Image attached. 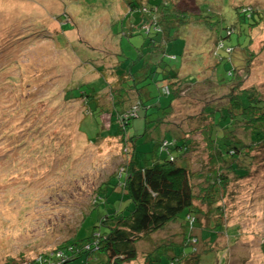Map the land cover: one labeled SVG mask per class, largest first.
Here are the masks:
<instances>
[{
	"label": "rangeland",
	"instance_id": "374dc122",
	"mask_svg": "<svg viewBox=\"0 0 264 264\" xmlns=\"http://www.w3.org/2000/svg\"><path fill=\"white\" fill-rule=\"evenodd\" d=\"M67 1L69 8H76L73 15L80 22L78 6H75L80 0ZM169 2L173 4L170 8L174 12L197 17L190 20L188 25L191 27L187 31L178 30L175 37L165 43V60L174 63L173 69L178 70L185 69L184 66L189 64L185 60L195 56V62L201 67H195L197 79L192 84H181L176 90L165 122L168 127L164 122L155 125L157 122L153 119L156 115L146 118L137 105L133 110L139 111L140 116L131 121L126 131L118 134L120 127L118 129L113 124V129L109 130L110 124L105 122L104 129L109 130L107 135L110 137L101 138L104 134L101 135L96 122L93 128L84 123L83 131L78 130L84 101H75L66 95L78 86L79 81L87 79H79L72 70V61L68 60L69 47H63L55 37L56 30H60L57 16L69 12L64 3L59 4L56 0H0V264H25L42 253L45 259L50 254L56 259L57 254H65L57 251L61 249L59 246L74 233L75 240L81 242L98 231L104 233L107 227L102 221L108 220L112 211L120 210L126 215L133 210V203L122 191L124 177L119 173L121 168L131 157L142 167L150 166L162 154L159 142H166L164 138L170 141L173 136L190 142L181 159L193 174L190 180L196 204H199L201 189L210 184L206 175L212 165L206 142L212 115L204 111L205 107L224 102L230 94L243 90L250 92L253 88L264 98V0L158 1L166 5H170ZM25 5L27 8L21 9ZM81 6L104 7L105 2L81 0ZM234 7L250 8L259 13L261 19L248 30ZM119 11L121 15L127 13V5L119 4ZM201 17L204 24L196 22ZM200 24L203 26L199 27ZM37 25L44 28L37 29ZM81 26L85 25L78 24L75 31L62 32L61 35L65 40L70 37L76 44L100 48L101 40L88 29L84 33ZM170 31L171 35L175 33L172 29ZM124 34L129 35V31ZM137 38L133 36L131 41ZM219 40L227 47L215 57L219 63L213 73V53ZM187 47L193 49L188 55L185 52ZM202 47L205 51L200 54L197 49ZM229 49H232L230 61L227 59ZM130 64L127 62V66ZM230 70L232 76L228 75ZM129 85H132L130 80L124 88ZM107 91L106 97L110 98L112 90ZM139 94L147 105L150 102L158 104L159 99L167 100L157 90H151L148 95L140 90ZM161 110H157L158 117L166 112ZM130 137H134L135 148H132ZM123 138L127 143H123ZM254 154L252 163L245 164L248 172L244 178H238L230 170H222L226 164L219 169L226 176L224 190L219 195L223 211L221 222L235 234L225 236L222 232L217 240L218 230L223 228H217L214 221H209L211 229L203 233L197 226L196 229L188 226L179 234V226L173 224L175 230L167 228L136 243V260L126 264H137L138 260L143 264L147 256L158 258L161 264H167L170 257L178 259L186 254L187 258L194 257L195 247L174 246L169 242L171 237L174 242H181L197 234L196 250L200 252V264H264V152ZM218 166L216 163L214 167ZM108 179L110 183L104 184L103 192L97 196V205L92 207L98 187ZM105 189L107 193L113 189L118 194L105 199ZM203 225H206L204 221ZM201 242L206 243L201 246ZM154 243H159L157 248H152ZM211 245L214 249L210 248ZM104 261L105 257L96 251L95 257L89 260L83 255L64 262L99 264ZM191 261L180 263L192 264Z\"/></svg>",
	"mask_w": 264,
	"mask_h": 264
},
{
	"label": "trees",
	"instance_id": "16d2710c",
	"mask_svg": "<svg viewBox=\"0 0 264 264\" xmlns=\"http://www.w3.org/2000/svg\"><path fill=\"white\" fill-rule=\"evenodd\" d=\"M56 1H58L59 4L64 3L66 11H69L64 12L62 16H57L60 30H56L57 33L55 37L62 43L63 47H69L68 60L72 61L70 65H83V70L92 75L93 69L84 63L89 62L91 64L93 61L92 66L95 68V74L103 77L101 80L102 82H108L109 85H107L106 88L112 90L111 95L114 96V99L119 105L124 104L122 96L124 90L128 89V93L126 94L129 95V97H137L135 99L136 101L134 100L135 102L132 100L131 106L128 109L117 110L116 119L117 124L120 127L118 134L126 131L130 127L132 120L139 118V111L135 112V118L128 119L126 115L128 110L137 107V105H139V110L143 111L146 118L156 115L153 119L154 122H157L155 125L164 122L165 126L168 127V124L165 122L168 121L170 109L173 106L175 94L177 93L176 90L181 84L194 83L197 78L194 76L192 78H184L183 80H179L177 77H175L174 80L169 78L166 79L164 77V72H162L164 66H159V62H161V60L165 61V66H170V63L168 64L166 62V53L161 48L170 38L175 37L178 30L181 31L183 27L189 29L191 27L188 25L190 20L197 17V15L188 17V15H184L183 13L174 12L173 9L170 8L171 5H173L171 2H169L170 5L162 4L163 6L160 8V3L155 6L149 3V1L153 2V0H129L128 2L126 0H120L119 3H117V0H103L105 2L104 7H79L81 0L76 1L75 6H78L77 11L82 15V20H95L96 22H102L108 19V23L111 24V30L103 28L101 32L94 34V37L104 41L108 39V35H114L120 38V42L122 40L126 42L127 37L124 32H122V28L126 24L125 21L132 20L130 23L132 24V27L130 28L131 31L139 32L143 44L146 43L144 54L152 55V58L146 62V66L147 69H149L150 66L153 69L149 73L148 79L140 80L141 84H139V82H134L137 80L135 71L133 72L131 70L132 72L130 73V66H127V62H129L130 59L128 61H121L120 64L122 67H119L121 75L118 77H121V80L123 81V79L129 75L132 85L124 88V85L128 83V81H125L124 85L118 83L120 85L118 88L112 81H108V74L104 68L100 67L98 69V61L92 57L91 48L85 46V49H81L77 47V42L75 40H71L70 38H66L65 40L63 38L61 35L62 32L64 34L65 32L75 31L78 24L81 25L84 23H80L77 18H72L74 9L76 8H69L67 0ZM141 1L146 4H142ZM160 2H162V0H160ZM205 2L207 3V1ZM121 3L127 5L128 9L127 13L122 15L119 13V4ZM197 8L200 12L199 3L197 4ZM234 9L236 10L237 8L234 7ZM236 12L239 15V18L247 25V29L254 27L261 19V15L255 13L253 10H251V12H242L237 9ZM120 15L121 17L119 18ZM136 20L137 22L135 23ZM62 22L64 23L62 24ZM196 22H202L204 24L205 21H203V18L201 17ZM203 24H200L199 27L203 26ZM35 28L39 29L44 27L42 25H37ZM209 28L210 27L208 26V29ZM170 29L174 30L175 33L171 35ZM231 31L232 29L229 31V34ZM168 32H170V34L166 35ZM185 35L188 36V34ZM248 42L249 40H247V43ZM84 43L85 42H83V44ZM119 46L120 53H117L116 55L120 54L121 58H123L125 57L124 50L120 44ZM215 47L216 51L214 50L213 53V59L215 61L213 73H215V67L219 63V60H215V57L218 56L219 51H225L227 46L222 40H219L216 41ZM231 50L232 49H229L227 51V55L229 56L227 59L229 61L231 59ZM201 56L203 57V55ZM96 57L98 56L96 55ZM86 58L87 60L84 61ZM114 58H119V56L114 55ZM155 58L161 59L153 62L152 60ZM171 69H173V67ZM175 72H178V70L175 69ZM231 73H233L232 70L228 72V75L232 76L233 74ZM82 78L87 80H81L79 81V84L76 82L78 86L71 89L66 95L76 99L75 101H84V107L86 108L85 111L90 112L92 102L88 96L91 95L93 89L90 87L98 85L101 81L95 82L96 79H92V81L88 79L89 76H81L79 79ZM217 85L221 86L218 83ZM148 87H151L150 89H153L154 87V91L157 90L158 93L161 92L167 98L168 106L161 108L159 104L154 103L152 104L153 106L150 107V105L142 102L140 97L141 94H139L140 90L142 93L143 90ZM131 98H128V100L130 101ZM152 109H162L166 112H162L158 117L157 114L152 112ZM204 111L212 115V125L210 126V132L206 137L207 147L209 149L208 156L210 157V163L212 165L211 171L206 175V179L210 184L206 185L204 190L201 189L203 192L201 196H199V204H196V196L193 192V185L190 180V177H193V174L188 171L181 159L184 150L187 149L186 146L190 142L185 138L177 137V139H175L172 134L169 133L172 136V140L169 141L164 138L167 142L166 144L169 145L168 147L164 146L163 142H159L162 156H159L158 160L154 161L150 166L142 167L131 157L127 165L122 167L121 172H119L122 173V177H124L122 191H124V195H126L133 203V210L125 215L122 211L115 209L114 212L112 211L107 217L108 220L102 221V225L107 227V230L102 234H99V231L93 233L92 236L84 242L75 240L74 233L73 237L66 241L62 246H59L61 249L57 250L65 253V261L74 260L83 255H85L88 260L96 254V251H98L103 257H105V261L100 262L99 264L131 263L136 260L138 255L136 243L144 241L145 238L166 230L171 224H177V226H179L181 231L179 234L185 232V229L189 228L188 226L192 229H196L195 226H197L198 229L201 230V233H203L205 230L208 231L211 229L208 227L209 221H214L217 228L219 226L224 230L217 229L219 231L216 236L217 240L222 232H225V236L235 234L233 233V229H226L221 222L223 211L219 203L220 196L226 183V176L222 174L219 169L221 168V165L226 164L225 168H221L222 170L227 169L228 172L230 170L237 175L238 178H244L248 172V167L245 166V164L252 163L251 158L255 156L254 152H264V98L257 94L255 88L250 92L243 90L238 94H230V96H227L225 101L220 102V104H209L205 107ZM166 117L167 119L165 120ZM167 130L169 129L167 128ZM134 137L129 138V141L132 143V148H135V145L133 144ZM123 143H127V139L123 138ZM172 150H174V152H172ZM175 159L177 161L176 163L174 162ZM216 163L219 166L215 168L214 166ZM210 179L212 180L210 181ZM108 181L98 187L92 207L97 205V196L103 192L104 184L110 183L109 179ZM104 192L106 193L104 197L105 199L109 196L118 194L115 193L113 189L109 191L111 195H108L109 192L107 193V189H105ZM203 221L206 224L205 226L203 225ZM175 234H177V232H175ZM198 238L199 234L191 235L188 240L174 242L173 237H171L169 243L174 246L191 245V248L195 247L193 250L195 254L193 253L194 257L189 258H187V254L178 259L177 257H175L176 259L170 257L167 264H182L180 263L181 261H189L190 259H192V264H200L201 260L199 261L198 259L200 252H197L196 250V248H198L196 247L199 241ZM205 243L206 242H201V246L205 245ZM85 247L91 249L86 251ZM210 248L214 249V245H211ZM203 251L209 252L206 248H203ZM29 263L38 264L34 260H30ZM65 263L66 262H63L62 264ZM143 264H161V261L158 260V258L147 256Z\"/></svg>",
	"mask_w": 264,
	"mask_h": 264
},
{
	"label": "crops",
	"instance_id": "0c3cea01",
	"mask_svg": "<svg viewBox=\"0 0 264 264\" xmlns=\"http://www.w3.org/2000/svg\"><path fill=\"white\" fill-rule=\"evenodd\" d=\"M158 1H160V0H153V2L149 1V3L155 6L158 4ZM162 6L163 5L160 4V8ZM119 13H121V12L119 11ZM79 16H80V23H84V25H85V26H81V29L84 30V33H87L86 29H88L93 35L101 32V30L103 28H108L111 30V28H110L111 24L108 23V21H107L108 19L105 21L98 20V21H102V22H96L95 20H82V15L80 13H79ZM72 18L76 19L77 17L75 15H73ZM131 21L132 20L125 21L126 24L122 28V32L128 33V31H129V35H126L128 43L124 44L123 40L120 42V40H119L120 38H118L114 35L113 36L108 35L107 40H104V41L101 40L102 44H101L100 48H96L95 46L90 47L91 48L90 50H91L93 57L95 59H97V61H98L97 62V66H99L98 69L100 67L104 68V70L108 74V77H107L108 81H112L115 86L117 85L116 87H118V88L120 87V85L118 83H121L124 85L125 81L131 80L129 75H127V77L125 79H123V81L121 80V77H118L121 75L120 71H119V67H122V65L120 64L121 61H128L130 59L129 62L130 63L132 62V65H130V67H129L130 73L132 71L133 72L135 71V76L137 77V80L134 82H139V84H141L140 80L149 78V73L153 69L151 66L149 67V69H147L146 62L152 58L151 57L152 55L151 54H149V55L144 54V48H145L146 43L143 44V40H142L141 35H139V32L134 31V33H133L130 30V27L132 25V24H130ZM136 22H137V20L135 21V23ZM125 30H127V31H125ZM183 30H185V29H183ZM187 30H188V28H186L185 31H187ZM133 36L138 37V38L132 42L131 38ZM116 41H118L119 43ZM119 44L121 45V47L124 50L125 57H123V58H121L120 54L116 55L117 53H120ZM76 45H77V47H79L81 49L82 48L85 49V46H83L81 44H76ZM90 45H92V44H90ZM161 49L163 50V47ZM188 51H189V48L187 47L185 49V52H187L186 55H188V53H189ZM96 55L98 57H96ZM114 55L119 56V58H114ZM186 55H185V58H186ZM191 57L192 58L190 60H185V61H189V64L184 66L185 69H183V68L178 69V72H175V69H171L173 67L174 63H170V66H165L166 65L165 61L161 60V62H159V66H161V67H162V65L164 66L165 70L163 69V71H162L165 74L164 77L166 79L169 78L171 80H174V78L177 77V78H179V80H183L184 78H192V77L196 76L197 68H195V67H198L199 65H197V63L195 62V60H196L195 56L191 55ZM160 59L161 58H159V59L155 58L152 61L155 62V61H159ZM86 60H87V58L84 61H86ZM84 64L87 66H90L93 69L92 75L85 72L83 70V67L80 65L71 66V68L73 71L76 72V74L79 75V77L90 76L92 78H89V79L90 80L96 79L95 82L101 81L103 79V77L97 76V74H95V68L92 66L93 61L91 62V64L89 62H85ZM139 69H140V71H138ZM100 75H102V74H100ZM102 76H104V75H102ZM157 78H159V77H157ZM107 85H109L107 81H106V83L101 81V83H99L98 85H94V86L90 87L93 89H92L91 95L88 97H89L90 101L92 102L93 111L91 110L90 112H86L85 111L86 108L84 107L85 103H83V108L81 110L82 111V118L80 117V119H79L78 130H82L84 123H86V126L91 125V127L93 128L94 123L96 122L97 125L100 126V130L102 132L101 135L104 134L103 136H101V138H107L109 136V135H107V132H109V130H112L113 126H115V127L117 126L119 129V126L117 124V119H116L117 110L128 109L131 106L132 100L134 101L137 97H134V98L129 97V95L126 94V93H128V89L124 90L122 92L124 104L119 105L116 102V100L114 99L113 95H111L110 98L106 97L105 91H107V88H106ZM150 88L148 87V88L144 89L143 90L144 93L143 92L142 93L145 95H148L151 90L154 91V89H150ZM107 92H110V90H108ZM105 97H106V99H105ZM128 98H131L130 101L128 100ZM138 99H140V98H138ZM166 103H168L167 100H165V101H163L161 99L158 100V104L160 105L161 108L165 107ZM152 104H154V103L150 102V104H149L150 107L153 106ZM152 112L155 114H159V112L155 109H153ZM93 117H96L95 121H94ZM103 119H106V121H103ZM105 122H106V124H110L109 130L104 129V127L106 125ZM118 132H119V130H118ZM159 156H162V155L159 154ZM171 225H173V224H171ZM171 225L168 226L167 228L168 229L171 228V229L175 230L173 228V226H171ZM176 225L177 224H175V226ZM158 244L159 243H157V244L154 243L152 245V248H155L156 246H158ZM93 257H95V255ZM137 264H141V261L138 260Z\"/></svg>",
	"mask_w": 264,
	"mask_h": 264
},
{
	"label": "built area",
	"instance_id": "2783aa9c",
	"mask_svg": "<svg viewBox=\"0 0 264 264\" xmlns=\"http://www.w3.org/2000/svg\"><path fill=\"white\" fill-rule=\"evenodd\" d=\"M135 107L131 108L130 110L127 111L126 115H127V118H135V110H133ZM125 118V117H124ZM166 142H163V145H165ZM91 248H88V247H85V250L88 251L90 250ZM65 254H57V256L55 257L56 259H54V256L52 254L49 255L48 259H45L44 257L40 256V257H37L36 259H34V261L38 264H62L64 261H65ZM51 260H53V262H51ZM25 264H30L29 262L28 263H25Z\"/></svg>",
	"mask_w": 264,
	"mask_h": 264
},
{
	"label": "bare ground",
	"instance_id": "6f19581e",
	"mask_svg": "<svg viewBox=\"0 0 264 264\" xmlns=\"http://www.w3.org/2000/svg\"><path fill=\"white\" fill-rule=\"evenodd\" d=\"M32 4H34V3H32ZM27 8V6H23V7H21V9H23V10H25ZM238 10H240V11H242V12H251V10L250 9H248V8H245V7H241V8H237ZM185 28H187V27H183L182 28V30L183 29H185ZM70 38V37H69ZM68 38V39H69ZM165 49H164V45H163V51H164ZM193 50V49H192ZM192 50H189L191 53H192ZM197 50H200V54H202L204 51H205V49L202 47V48H200V49H197ZM202 52V53H201ZM200 54H198L199 56H201ZM93 57V56H92ZM91 57V58H92ZM40 256H43V254H41V255H39L38 257H40Z\"/></svg>",
	"mask_w": 264,
	"mask_h": 264
},
{
	"label": "clouds",
	"instance_id": "9594fccd",
	"mask_svg": "<svg viewBox=\"0 0 264 264\" xmlns=\"http://www.w3.org/2000/svg\"><path fill=\"white\" fill-rule=\"evenodd\" d=\"M163 1V0H162ZM163 5H166V4H163ZM250 9V8H249ZM250 10H252V9H250Z\"/></svg>",
	"mask_w": 264,
	"mask_h": 264
}]
</instances>
